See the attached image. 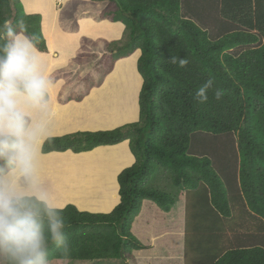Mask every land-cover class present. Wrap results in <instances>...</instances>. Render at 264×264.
I'll return each instance as SVG.
<instances>
[{
    "label": "trees",
    "instance_id": "16d2710c",
    "mask_svg": "<svg viewBox=\"0 0 264 264\" xmlns=\"http://www.w3.org/2000/svg\"><path fill=\"white\" fill-rule=\"evenodd\" d=\"M98 1V18L121 21L128 30L124 41L101 40L116 47L103 52L108 67L99 84L112 69L113 77L132 72V81L121 77L125 91L134 90L128 96L135 102L139 78L134 57L119 58L139 48L138 119L113 129L47 137L42 153L39 137L34 160L59 152L96 154L98 167L83 180L65 181L58 201L92 211L115 203L114 173L128 162L124 149L105 145L128 140L135 160L117 174L119 203L110 212L79 211L72 204L56 209L65 225L62 243L51 240L43 205L37 202L48 238L47 259L133 258L145 244L131 232L132 225L149 224L146 218L163 224L176 199L184 197L182 264H264V0ZM40 22L39 14L24 12L20 0H0V58L7 56L17 34L36 50L47 51ZM86 41L81 39V46ZM179 58L188 64L180 67ZM73 59L77 65L87 62L81 50ZM56 77L51 74V80ZM209 79L213 88L207 102L199 103L195 93ZM75 82L76 88L59 91V101H79L99 85L89 71ZM216 89L224 91L220 100ZM17 91L25 93L22 85ZM15 99L22 106L28 101L20 94ZM48 99L45 91L40 103ZM24 122L27 127L28 116ZM225 134L234 138L222 142ZM154 167L168 173L178 195L146 186ZM144 201L148 207L142 211ZM5 264H11L7 256Z\"/></svg>",
    "mask_w": 264,
    "mask_h": 264
},
{
    "label": "crops",
    "instance_id": "0c3cea01",
    "mask_svg": "<svg viewBox=\"0 0 264 264\" xmlns=\"http://www.w3.org/2000/svg\"><path fill=\"white\" fill-rule=\"evenodd\" d=\"M23 4V9L26 14H39L41 16V32L45 39L47 45V51L40 52L36 50L29 40L22 34H17L14 37V43L17 39L26 41L30 44L32 52L34 53L37 61V69L40 74L48 82L46 92L49 95L48 101L45 103H39V105L33 104L27 97L26 93L17 91L25 99H28L27 104L22 106L16 103L17 109L23 113L24 116L29 117V123L27 128L36 130V137H40V143L38 150L40 153V147L42 142L50 136H60L67 133H72L75 131H95V130H105L113 129L124 123L133 122L138 119V93L142 84V78L137 71L136 63L140 56V49H135L128 57H123L119 59L134 57V67L135 72L139 78V86L135 96V115L131 119H125L114 125L110 126H96L95 122H104L109 113L106 111L107 108L101 102V92H103L105 87L106 78L112 73L109 72L101 84L97 86H92L89 92L79 101L71 98L64 102L58 100V93L64 87L66 90L77 87L75 80L78 75L82 73H76L72 76L69 75L73 66L77 64L74 62V57L78 48L81 45V39L85 38L91 41L106 40L117 41L121 40L126 27L121 21H111L108 19H100L97 16L98 8L100 7V2L98 0H92V4L89 3L91 0H79L85 6H82L76 12H70L69 19H64L62 14L66 12V6L71 2V0H34L33 7L28 9L24 3V0H20ZM89 7V8H87ZM85 10V13H82ZM81 11V13H79ZM117 59V61L119 60ZM85 65V64H84ZM115 66V65H114ZM114 68V67H113ZM70 70V71H69ZM69 71V72H68ZM57 74L54 80H51V74ZM67 99V98H65ZM3 130V121L0 120V131ZM41 134V135H40ZM105 146H115L120 149H124L128 155V162L121 165L119 169L114 173L113 177V189L115 187V203L105 210L92 211L88 208H80L73 201H66L63 203H53L57 208H63L67 204L74 205L79 211H88L92 213H108L119 203V185L117 181V174L127 166H130L135 158L130 152L128 140H124L118 144L105 145ZM55 152V151H51ZM47 152V153H51ZM58 152V151H56ZM61 153V152H59ZM45 154V153H44ZM115 164L117 160L115 159ZM10 168L8 172H10ZM5 174V175H6ZM4 176V175H3ZM24 181V182H23ZM27 178L20 176L19 183L20 186L26 187ZM105 197L111 198L109 193H106ZM180 203L179 210L182 211L181 220V235L183 239L184 231V207L185 201L184 197L177 198L171 214L174 211L175 206ZM157 223H154L156 225ZM158 233L154 234L153 230L156 228H151L152 232L151 240L154 238L164 236L167 226V220L163 224H158ZM145 244V243H144ZM182 250H183V240H182Z\"/></svg>",
    "mask_w": 264,
    "mask_h": 264
},
{
    "label": "clouds",
    "instance_id": "9594fccd",
    "mask_svg": "<svg viewBox=\"0 0 264 264\" xmlns=\"http://www.w3.org/2000/svg\"><path fill=\"white\" fill-rule=\"evenodd\" d=\"M10 23L5 22L6 26ZM171 61L175 64L177 58H171ZM178 63L185 67L188 60L179 58ZM213 84L214 81L209 79L196 91L195 98L199 103L207 102V93ZM18 85L23 86L28 99L35 105H39L48 86L37 69L30 44L20 39L15 41L6 57L0 58V120L3 121L0 155L13 165L10 173L0 176V254L7 256L11 264H48V238L44 234L37 202L43 205L53 242H64L65 225L59 218L57 206L38 188L34 165L36 130L25 126L24 115L17 109ZM214 95L220 100L224 91L216 89ZM18 176L27 178L26 189L17 184Z\"/></svg>",
    "mask_w": 264,
    "mask_h": 264
},
{
    "label": "rangeland",
    "instance_id": "374dc122",
    "mask_svg": "<svg viewBox=\"0 0 264 264\" xmlns=\"http://www.w3.org/2000/svg\"><path fill=\"white\" fill-rule=\"evenodd\" d=\"M33 2L34 0H24V3L28 9L33 7ZM86 4H92V0ZM82 6H85V4H83L81 1L71 0V2H69V4H67L66 6V12H63L62 14L63 18L69 19L70 16L68 13L72 11L76 12ZM79 13H81V11ZM82 13H85V10H83ZM127 31L128 30H125V33L121 40H126L128 34ZM113 47L116 46L103 43L102 41H100V39L97 41L89 40L84 42L82 46L80 45V48H78V50H81L83 60L87 62L85 65L73 66L74 68H72L69 75L72 76L76 73H81V71L82 73L85 71H89L90 80L95 84H99L101 73L103 72V70H106V67H108V58H105L103 56V52L110 51ZM122 73L123 74H117V77H113L111 75L106 78L105 87L103 92H101L100 99L105 108H107L106 111L109 113V115L105 118L106 120L104 122H95V127L114 125L120 121L131 119L132 117H134L135 102L131 97L128 96L133 94L134 90L128 89L127 91H125L123 85L124 78L121 77L126 76L127 80L132 81L134 78V74L132 72L128 74L124 72ZM30 129H32V127H30ZM230 134L221 136L220 140L222 142H226L230 138V136L234 138V136ZM234 135L236 136V134ZM38 138L39 137H36L35 139V145ZM233 151H235V148L233 149ZM3 160V163L0 162V172L2 171V169H6L12 166V164L9 163L8 159L5 156ZM34 165L36 169L39 190L47 196L50 202L58 203V201L62 197V194L64 193V191L62 190L64 182L69 181L72 178L83 180L85 175L89 173L94 166L98 167V160L97 155L92 152L80 154H72L66 152L60 154H50L40 160H34ZM21 177L22 179L25 178L24 176ZM19 179L20 176L16 178V182L20 186ZM26 182V187H20L26 189L28 187V180ZM146 186L150 188L169 191L175 196L179 194L178 190L172 186L168 173H166V171H163L159 167L153 168L150 181ZM179 206L180 203L175 206L172 214L170 212L164 215V220H167V226L164 236L162 237L154 238L153 240L150 239L152 236L150 227H156L153 230V233H158L157 227H159L158 224L162 223V220H158L156 222L155 218H146L144 220L151 219V222L149 224H145L144 221L135 222L132 225L131 232L135 236H137L143 243H145V248L138 252H135L133 258L127 260L104 259L81 262L75 260L71 261L68 259H48V264H182V211L179 210ZM147 207L148 203L144 201L142 205V211L143 209L147 210ZM154 223L157 224L154 225ZM146 227L148 228L146 229ZM0 264H5V255L3 254H0Z\"/></svg>",
    "mask_w": 264,
    "mask_h": 264
}]
</instances>
